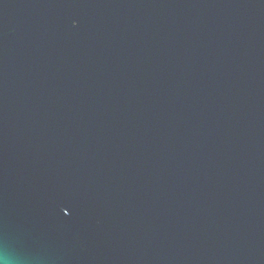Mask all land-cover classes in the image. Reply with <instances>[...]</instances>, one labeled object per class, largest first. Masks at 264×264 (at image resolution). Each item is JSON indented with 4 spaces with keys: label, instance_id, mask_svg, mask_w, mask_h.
Instances as JSON below:
<instances>
[{
    "label": "water",
    "instance_id": "95a60500",
    "mask_svg": "<svg viewBox=\"0 0 264 264\" xmlns=\"http://www.w3.org/2000/svg\"><path fill=\"white\" fill-rule=\"evenodd\" d=\"M0 264H264V0H0Z\"/></svg>",
    "mask_w": 264,
    "mask_h": 264
}]
</instances>
